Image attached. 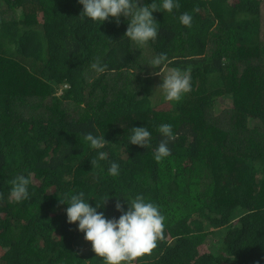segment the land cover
I'll return each mask as SVG.
<instances>
[{"label":"trees","instance_id":"16d2710c","mask_svg":"<svg viewBox=\"0 0 264 264\" xmlns=\"http://www.w3.org/2000/svg\"><path fill=\"white\" fill-rule=\"evenodd\" d=\"M176 2L153 12L158 37L138 47L125 17L81 20L78 0H0V264H103L59 202L80 191L94 207L108 196L97 211L109 219L138 194L158 206L164 239L134 264H264V0ZM160 53L165 72L191 68L180 102L151 74ZM165 123L176 138L157 163ZM132 127L150 132L146 147L129 143ZM17 175L30 179L19 203Z\"/></svg>","mask_w":264,"mask_h":264},{"label":"clouds","instance_id":"9594fccd","mask_svg":"<svg viewBox=\"0 0 264 264\" xmlns=\"http://www.w3.org/2000/svg\"><path fill=\"white\" fill-rule=\"evenodd\" d=\"M82 7L79 16L81 20L89 18L100 23L115 19L119 24L120 17L127 19L128 24L124 36L138 47L154 41L158 37V23L153 17V12L162 11L171 13L179 9L180 4L176 0H153L150 4H140L139 0H78ZM179 21L185 27H191L192 16L185 12L179 16ZM166 62L170 63L166 53H160L153 57L148 65L153 69L152 75L162 78V83L157 87L161 90L164 100L180 102L183 95L191 91V68L181 70L171 68L164 71ZM159 67V71L156 69ZM91 68L98 74L106 71L107 65L95 58ZM129 143L146 147L149 144L151 134L145 127H132ZM157 131L164 139L159 143L154 159L157 163L171 155L168 142L176 137L173 134L171 124H161ZM84 140L91 149H102L107 140L103 135L95 136L91 132L84 135ZM108 159V154L100 151L97 157L90 160L91 166L99 167V161ZM108 174L117 176L119 165L111 162ZM30 179L24 175H17L10 181V198L12 202L19 203L29 199L28 185ZM85 193H65L59 200L61 204H67L65 209L67 222L77 223V230L83 233V239L90 242L91 251L96 257L102 259L103 264H134L138 259L151 255L157 248L158 242L164 239L165 216L161 214L158 206L152 202H146L143 195H136L130 199L125 211L117 200L115 209L121 212L118 218H106L103 212L97 208L102 207L107 199H103L102 205L92 206L85 200Z\"/></svg>","mask_w":264,"mask_h":264}]
</instances>
